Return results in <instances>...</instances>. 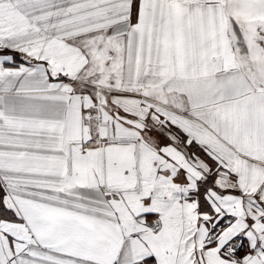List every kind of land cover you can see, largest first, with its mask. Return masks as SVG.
Instances as JSON below:
<instances>
[{"label": "snow or ice", "instance_id": "snow-or-ice-1", "mask_svg": "<svg viewBox=\"0 0 264 264\" xmlns=\"http://www.w3.org/2000/svg\"><path fill=\"white\" fill-rule=\"evenodd\" d=\"M0 264H264V0H0Z\"/></svg>", "mask_w": 264, "mask_h": 264}]
</instances>
